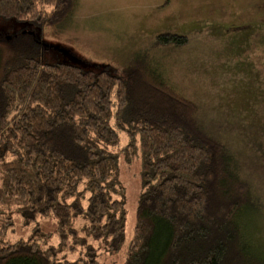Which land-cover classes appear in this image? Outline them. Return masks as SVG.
<instances>
[{
  "label": "trees",
  "instance_id": "obj_1",
  "mask_svg": "<svg viewBox=\"0 0 264 264\" xmlns=\"http://www.w3.org/2000/svg\"><path fill=\"white\" fill-rule=\"evenodd\" d=\"M74 6L0 0V21L54 26ZM21 29L0 33V264H98L100 247L117 252L126 219L120 155L141 165L123 264H264L263 206L236 152L205 129L198 105L146 49L119 67L84 69L46 61L41 36ZM157 42L187 37L164 31ZM15 216L32 226L10 242ZM43 217L55 219L52 231L40 228Z\"/></svg>",
  "mask_w": 264,
  "mask_h": 264
},
{
  "label": "rangeland",
  "instance_id": "obj_2",
  "mask_svg": "<svg viewBox=\"0 0 264 264\" xmlns=\"http://www.w3.org/2000/svg\"><path fill=\"white\" fill-rule=\"evenodd\" d=\"M23 27L41 36L46 61L84 69L119 67L146 49L160 72L198 105L205 129L236 152L260 196L258 226L264 240V0H75L69 18L58 25L32 28L0 21V33H17ZM164 31L185 35L186 44H159L157 34ZM119 137L122 147L125 134ZM140 172L139 156L132 161L119 156L124 243L113 254L100 247L98 264H123L135 225ZM37 223L46 232L55 228L53 217ZM31 226L15 216L5 240L24 239Z\"/></svg>",
  "mask_w": 264,
  "mask_h": 264
}]
</instances>
